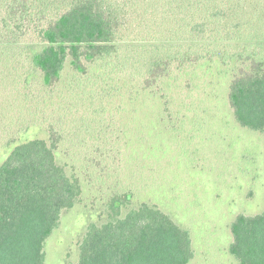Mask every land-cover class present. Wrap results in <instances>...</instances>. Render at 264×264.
<instances>
[{"label":"rangeland","instance_id":"rangeland-1","mask_svg":"<svg viewBox=\"0 0 264 264\" xmlns=\"http://www.w3.org/2000/svg\"><path fill=\"white\" fill-rule=\"evenodd\" d=\"M253 1L258 4L219 0L224 11L210 21L186 12L203 32H181L165 45L192 53L217 45L231 57L238 53V39L230 40L238 37V23L253 18L251 27L259 29L264 21V0ZM169 16L152 15L149 28L133 23L117 52L87 64L85 75L66 63L51 88L31 63L30 49L40 47L31 35L0 43V164L16 145L49 144L52 130L56 163L81 187V203L61 214L45 243L44 264L76 263L88 225L102 221L107 200L124 193L157 205L188 231L194 253L188 264H237L228 254L229 226L238 215L264 208V138L233 118L228 92L240 67L235 60L223 66L199 57L182 68L175 62L153 88L142 87L141 48L174 35L163 23Z\"/></svg>","mask_w":264,"mask_h":264},{"label":"trees","instance_id":"trees-1","mask_svg":"<svg viewBox=\"0 0 264 264\" xmlns=\"http://www.w3.org/2000/svg\"><path fill=\"white\" fill-rule=\"evenodd\" d=\"M202 2L0 0V43H17L31 35L40 45L30 49L31 63L41 72L43 86L51 88L66 63L85 75L87 64L117 52L133 23L138 29L149 28L152 15L170 14L169 22L163 23L172 27L174 35L154 38L141 48L147 55L142 87L153 88L157 80L168 76L175 62L182 68L199 57L215 59L223 66L228 59L235 60L240 67L233 72L228 92L233 118L241 128L264 138V21L258 18L261 27L257 30L251 27L253 18L242 26L238 23V37L230 39H238V53L231 57L217 45L193 53L171 52V45H165L179 40L176 35L181 32H203L197 25L201 23L190 24L183 17L186 12L204 13L210 21L224 11L219 0ZM195 32L191 39L196 38ZM48 141L33 139L16 145L0 164V264H44L45 243L58 228L61 214L82 201L78 178L67 175L55 161L58 137L52 130ZM105 212L102 221L88 225L74 264H188L193 259L190 234L157 205L134 202L130 193H124L110 197ZM229 229L228 254L233 260L264 264V208L254 216L238 215Z\"/></svg>","mask_w":264,"mask_h":264}]
</instances>
